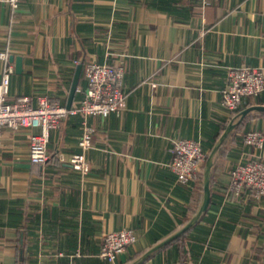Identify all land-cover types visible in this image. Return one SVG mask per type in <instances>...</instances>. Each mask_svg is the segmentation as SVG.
I'll list each match as a JSON object with an SVG mask.
<instances>
[{
    "label": "crops",
    "instance_id": "1",
    "mask_svg": "<svg viewBox=\"0 0 264 264\" xmlns=\"http://www.w3.org/2000/svg\"><path fill=\"white\" fill-rule=\"evenodd\" d=\"M1 52L0 83L13 67L9 102L47 96L67 107L79 67L84 88V67L97 62L123 65L127 103L87 119L86 174L68 163L82 152V116L51 132L43 164L28 157L32 130H3L0 264H110L99 255L103 237L123 229L137 239L114 264H264V197L229 192L233 167L264 161V148L242 138L264 135L255 109L264 96L238 111L222 104L229 69L264 73V0H20L16 11L0 3ZM179 139L198 141L212 160L201 214L209 159L202 188L180 182L170 152Z\"/></svg>",
    "mask_w": 264,
    "mask_h": 264
},
{
    "label": "built area",
    "instance_id": "2",
    "mask_svg": "<svg viewBox=\"0 0 264 264\" xmlns=\"http://www.w3.org/2000/svg\"><path fill=\"white\" fill-rule=\"evenodd\" d=\"M20 0H0L12 11L19 7ZM0 59L7 60V53L1 52ZM11 65L6 66L0 83V138L3 130H32L29 136V160L34 164H43L49 159L47 146L51 132L58 129L69 115L83 117V134L79 141L82 152L71 155L68 163L75 171L89 172L85 151L91 148L94 128L87 122L89 117H107L112 113L121 114L126 108L127 95L123 85V65L100 64L90 62L84 67V88H77L75 104L70 108L53 105L47 96L37 99L30 105L29 97L17 101H7ZM264 96V73L255 68H231L227 73V86L223 91L222 104L231 111H238L248 97ZM243 142L257 148H264V135L257 130L249 131L242 136ZM171 167L182 183L196 181L207 161L208 153L201 143L192 139H179L172 142L170 148ZM232 178L229 192L240 195L249 191L255 197H264V161L257 160L242 163L230 170ZM135 233L130 229L108 231L103 237L100 257L110 264L136 241ZM58 264H75L73 261Z\"/></svg>",
    "mask_w": 264,
    "mask_h": 264
},
{
    "label": "water",
    "instance_id": "3",
    "mask_svg": "<svg viewBox=\"0 0 264 264\" xmlns=\"http://www.w3.org/2000/svg\"><path fill=\"white\" fill-rule=\"evenodd\" d=\"M11 60H13V57H11ZM22 70H23L22 58L16 57V72L21 73ZM80 71H81V67H79V69H78V75L76 76V79H75V82H74V85H73V88H72V91H71V94L69 97V103L67 106L68 108H70L72 106V103H73L74 98H75V94H76V90H77V84H78V77H79ZM255 109L264 111V106H258V107H255ZM211 166H212V160L210 158L207 162V170L205 173V182H204L205 196H204V202H203L200 214L207 209L209 202H210L211 191H210V187H209V183H210L209 172H210Z\"/></svg>",
    "mask_w": 264,
    "mask_h": 264
},
{
    "label": "trees",
    "instance_id": "4",
    "mask_svg": "<svg viewBox=\"0 0 264 264\" xmlns=\"http://www.w3.org/2000/svg\"><path fill=\"white\" fill-rule=\"evenodd\" d=\"M209 159V155H208V157H207V160ZM214 165H213V168L211 169V178H212V174H213V170L215 169V164H216V162H214L213 163ZM204 166H205V164H204ZM204 166H203V170H201V172H200V174H199V177H198V179L196 180L197 181V184L198 185H200V188H202V183H203V180H204Z\"/></svg>",
    "mask_w": 264,
    "mask_h": 264
}]
</instances>
